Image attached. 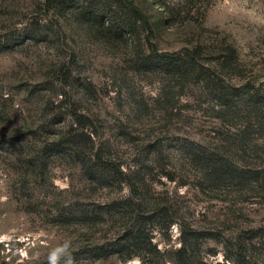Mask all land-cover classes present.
I'll return each instance as SVG.
<instances>
[{
  "label": "rangeland",
  "instance_id": "1",
  "mask_svg": "<svg viewBox=\"0 0 264 264\" xmlns=\"http://www.w3.org/2000/svg\"><path fill=\"white\" fill-rule=\"evenodd\" d=\"M80 5L101 15L95 24L46 0H0V264H143L113 250L138 226L162 252L197 232L209 263L264 264V111L249 100L223 111L206 83L182 91L136 66L152 43L200 46L219 70L233 47L225 76L264 96V0ZM124 17L139 21L137 36H122ZM200 151L238 175L215 181ZM99 158L126 179H93ZM143 205L151 211L137 222Z\"/></svg>",
  "mask_w": 264,
  "mask_h": 264
},
{
  "label": "trees",
  "instance_id": "2",
  "mask_svg": "<svg viewBox=\"0 0 264 264\" xmlns=\"http://www.w3.org/2000/svg\"><path fill=\"white\" fill-rule=\"evenodd\" d=\"M46 6L50 8L54 7L60 9L61 11H73L77 14H81L88 18L89 24H95L96 20L101 16L93 6L85 7L80 5V0H46ZM123 17V16H122ZM96 19V20H95ZM119 30L122 28V36H137L139 32V21L135 18L120 19ZM40 26V25H39ZM117 32H120L117 30ZM227 54L225 55L222 63L220 64L219 70H214L208 63V61H201L203 53L202 48L197 46L196 50L186 51L184 53H169L160 52L151 43L149 52H142L138 55L136 66L138 68H150L152 70H162L166 73L167 78L171 79L168 83L171 85L173 81H178L181 90L184 91L190 83H206L212 91V96L216 106L221 109H226L229 113H236V111L241 108V103H246L249 100V104L254 106L258 114V109L264 111V96L260 93H255L250 85L236 86L228 80L225 75L228 71H234L237 67V59L235 57V51L233 47L226 48ZM204 60V59H202ZM161 71V72H162ZM236 109V110H235ZM234 110V111H233ZM227 113H219V118H224ZM241 119L240 113L235 115V119ZM258 119V116L255 117ZM249 120V121H248ZM253 120V119H252ZM245 122H251L250 118L246 119ZM234 124V122H233ZM234 126V125H232ZM69 142L72 145L79 146L82 142L81 138L77 135H71L69 137ZM194 159L205 169L209 171L211 177L215 181L229 180L235 175L236 170L231 165L225 163L222 159L213 154L198 152L195 153ZM101 164V165H100ZM93 169H89L91 172V177L98 182H109L111 177L108 178L111 173H116L113 176L116 181H122L126 178L120 171H115L111 166L107 164L103 165L102 159L99 158L98 162H95ZM101 167V168H100ZM212 172V174H211ZM249 172V171H248ZM247 173V172H246ZM105 174H108L107 176ZM144 210L139 208L138 210L142 215L136 217L137 222L142 219L146 212L151 210L147 209L145 205ZM145 230L141 226L135 227V230H130L121 237L117 238L114 242V253L123 261H128L134 257H139L143 264H162L163 262L171 261L173 264H222V263H209L203 257L201 248H199V239H203L201 233H195L193 235H184L181 240V247L177 250L170 252H162L158 245L154 243L153 237L145 234ZM206 238V237H205ZM148 257L152 258L150 261ZM168 257V258H167Z\"/></svg>",
  "mask_w": 264,
  "mask_h": 264
}]
</instances>
